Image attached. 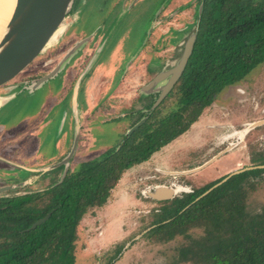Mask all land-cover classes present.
Wrapping results in <instances>:
<instances>
[{
    "label": "trees",
    "instance_id": "trees-1",
    "mask_svg": "<svg viewBox=\"0 0 264 264\" xmlns=\"http://www.w3.org/2000/svg\"><path fill=\"white\" fill-rule=\"evenodd\" d=\"M202 2L193 53L168 97L177 107L161 122H152L155 110L148 122L124 136L120 149L71 166L58 185L59 173L47 186L48 180L41 179L56 172L52 170L41 175L35 189L22 192L19 188V195L2 193L0 264H76L84 217L106 204L124 173L185 133L222 90L264 62V0ZM29 173L21 180L40 176ZM262 173L264 169L235 175L196 202L222 178L173 200L157 202L155 217L144 228L154 226L147 235L158 243L185 238L188 243L178 247L179 263L264 264V209H248L259 185L248 178ZM49 212L46 222L30 229Z\"/></svg>",
    "mask_w": 264,
    "mask_h": 264
},
{
    "label": "rangeland",
    "instance_id": "rangeland-1",
    "mask_svg": "<svg viewBox=\"0 0 264 264\" xmlns=\"http://www.w3.org/2000/svg\"><path fill=\"white\" fill-rule=\"evenodd\" d=\"M130 1L128 0L126 6V1L122 4L120 1L117 8H114V0H90L76 29V31L81 28L93 31L96 28L97 31L99 30L98 26L101 25L100 32L107 31L105 40L109 39L102 52L103 56L106 53L108 55L109 52L110 58L125 56L132 45V51L125 57H121L123 58L121 69L115 74L113 88L123 77V70H126L129 58L143 46L152 20L166 2V0H138L131 9L130 6L134 0ZM13 11L14 9L10 11L7 18H0V27L8 23ZM142 11L141 22L138 19L136 21L134 15ZM138 24L140 25L138 26ZM130 26L133 28L132 31L129 30ZM112 29H116L114 37L113 35L109 37L112 34ZM131 36L134 41L135 39L137 41L130 43ZM63 51L58 58L61 57ZM166 56L171 58L169 53ZM171 61L173 62V60ZM99 64L101 68L109 67L107 61L99 62ZM245 80L247 85H245L244 92H241L242 89L233 84L226 87L216 101V104L228 106L227 109H230V105L236 104L237 114H230V117L222 124L228 129L231 125L240 124L236 128H239L241 132L238 130L233 133V136L238 135L239 137L247 124L264 120V63L254 68ZM246 81H243L242 84L244 85ZM86 83L87 80L84 81L82 87H87ZM88 92V89H83L79 102L81 107L89 112L92 108ZM90 92L93 94L94 90L90 89ZM225 92L230 97H223ZM252 94L256 95L258 104L256 107ZM70 95L71 91L60 98L54 112L60 109H63L64 112L68 109L71 112V108L68 106ZM238 96H245L247 99L237 102L233 98H238ZM42 104L43 100L39 94L33 99L28 95H23L12 109L15 115L12 114V117L6 119L0 116V120L7 121L9 125L16 122L17 128L22 130L29 122L20 123L18 121L35 113ZM66 107L68 108L66 109ZM215 109H219V111H214ZM214 110L204 112L188 132L156 150L145 162L129 168L112 190L106 204L94 214H87L84 217L80 225L81 239L77 246L76 264H191L188 261L178 262L180 255L178 247L183 243H188L185 238L178 237L167 243H158L147 235L148 232L142 233L146 230L145 226L155 217L153 208L157 205L160 206L145 194L148 187H152L154 181L159 184H167L171 178L164 174V171L193 170L194 172L191 174H178L177 180L189 184L192 190H195L215 182L227 174L264 162L259 152L264 150V142L261 140L264 137V124L252 129L244 140L238 142L229 138L219 144L216 143V137L223 134L217 130L221 117L215 119V114H222L223 108L215 106ZM61 119L60 121H62ZM231 119L235 122H232ZM60 121L52 122L49 129L46 128L45 131H36L43 123L38 122L23 134L0 143V187L14 184L15 181L28 176L30 173L27 171L23 175L25 168L49 167L58 164L65 158L64 155L68 148L62 153L59 152L60 143L58 144L59 149L56 148V142L63 132L60 130L62 124ZM70 125L71 122H64V134L69 130ZM81 125L83 128L80 133L79 148L74 160L71 161L72 166L98 159L113 148H117L123 142L130 122H81ZM76 129L75 127L74 132ZM70 130L73 131L72 128ZM7 132L8 130L4 129L0 138L4 135L7 136ZM213 140L216 145L210 149L209 145ZM60 142H62L61 139ZM229 143H235L238 146L227 151L218 159L215 158L202 169L195 170L228 148ZM58 173L56 171L51 173V176H38V178L47 179V183L44 184L47 186L52 183V179L54 180ZM38 178L35 175L31 176V185L21 187L22 192L23 189H35L39 186ZM248 209L250 211L264 209V186L251 196ZM139 235L140 237L136 238ZM192 236H197V233Z\"/></svg>",
    "mask_w": 264,
    "mask_h": 264
},
{
    "label": "flooded vegetation",
    "instance_id": "flooded-vegetation-1",
    "mask_svg": "<svg viewBox=\"0 0 264 264\" xmlns=\"http://www.w3.org/2000/svg\"><path fill=\"white\" fill-rule=\"evenodd\" d=\"M120 1L121 4L124 1H126L125 6L128 3V0H114V4H113L114 8H117ZM137 2L138 0H134L133 4H131L130 6L131 9H133V7L137 4ZM200 5H201V0H188V1L166 0V2L161 6L158 14L152 20L150 30L147 33V38L144 41L143 46L138 50L136 54H133L135 55L134 57L132 55V57L129 58L128 66L126 70H123L124 75L121 78L120 82H118V84L114 88H113V84L115 80L114 79L115 74H117L120 71L122 65L123 58L121 57H125L127 54H129L132 51V47H131L132 45L129 47L125 56L124 55H121L120 57L112 56L113 58L111 57L112 58L111 60L110 52L108 55L107 53L104 56L102 55V52L106 48L109 39L105 40V36H107V31H105L104 33L100 32L101 25L98 26L99 30L97 31L96 28L93 29V31L92 30L86 31L84 28L77 30L76 33H74L69 44L65 47L63 54L61 55L60 58L50 63L45 69H43L41 72L35 75L28 83L20 86L16 91H14L13 93H11L10 95H8L7 97L3 98L0 101V116H2L3 119L4 118L6 119L12 117V114H14V111L12 112V109L17 104V101L22 98L23 95H28L33 99L34 97H37L39 94L43 100V104L41 105L40 109H38L35 113L31 115H27L24 118H22L20 121H18V122H29L26 125V127L22 130L18 128L7 129L8 130L7 136L5 135L2 136L0 138V143H3V141L5 140L12 139L20 134H23L30 127H33L38 122L41 123L43 122V123L40 124V126L37 128L36 131H41V130L45 131L46 128L51 126L52 122H59L60 119L62 118L61 119L62 121L60 122H71V125L69 127V130L66 132V134H64V128H63L62 130L63 132L61 133L59 140L56 142V148L59 149L58 146L59 143H60L59 152L62 153L66 151V148H68L65 154L66 156L69 154V152L71 151L74 145L75 135H76V132H74L75 127L77 128V124L79 125V136H78L77 147L75 154L72 158V160H74V157L79 148L80 135H81L80 133L83 128L81 122H130V125L127 127V131L124 136H131L133 134L132 133L131 135H128L127 133L136 123L143 122L142 123L143 125L145 122H148L150 116L153 114L155 110H156V114L152 122H161L165 118V114L171 112L177 107L176 102H173V99H170L168 97L172 93L173 89L175 88L176 84L178 83V81L180 80L183 74L176 82L174 87L171 89V91L164 98H162L159 103L158 101L160 99V95L162 94L161 89H157L156 91H149V92H145V91L143 92L142 89L145 86H147L148 83L151 82L161 71H163L167 61L178 59L182 55L185 41H187L193 29L197 26V19H198ZM13 9L14 8H12L10 11H12ZM10 11L3 16V19L7 18V15L10 13ZM142 14L143 11L134 15L136 21L138 19L141 22L143 18ZM6 25H2V27H0V41L5 33ZM139 25L140 24H138V26ZM132 29L133 28L130 26L129 30L132 31ZM115 31L116 29H112L111 31L112 34H110L109 37L112 35L114 37ZM85 39H87V41L72 55L68 56L70 54L69 52H71L76 45L80 44ZM132 41H134V39H132L131 36L130 43ZM136 41L137 39H135L134 42ZM168 53L171 54V58H168L166 56ZM63 61L64 63L60 67V63ZM106 61L109 63V67L101 68L99 62L103 63ZM48 75H50L49 79L45 81V83L42 86L36 87L38 84V80ZM245 79L235 84L237 87H240L242 89L241 92H244L245 91L244 89H246L245 85H247V81ZM85 80H87V83L85 84L87 87H82ZM243 81H246L244 85L242 84ZM137 85L139 86L137 87ZM83 89L89 90L88 92V94H90L89 102L91 105L90 107L92 108L91 111L89 112L88 110L86 111V109H83L79 102V97ZM90 89L94 90L93 94L90 92ZM69 91H71V95L68 106H70L71 112H69V110L67 109L68 107H66L67 110L65 112L63 109L56 110V112H54L55 108H57L56 106H58V102L60 98L67 95ZM223 91L224 90H222V92ZM222 92H220V94ZM255 96H256L255 94H252V97L255 99L254 106L256 107L258 104ZM223 97L227 98L230 96H228L225 92ZM217 98L215 102H213L209 107H206L203 110L198 120L195 121L191 125V127L196 122L199 121V119L204 114V112H208V111L211 112L214 110L215 106H217L223 108L224 112L222 111V114L219 113L215 114L216 116L215 119H217V117H221V122L218 123L219 125L217 126V130L223 133L216 137V141H217L216 143L222 144L225 142L224 140L229 138H233L234 141H238V142L239 140H244V138H246L249 132L245 135L243 132V135L240 137L238 135L233 136V133L239 130V128L236 127L240 124L236 123L237 126L231 125L229 127L230 129L223 126L222 124L227 120L228 117H230L229 116L230 114H237L236 104L230 105L229 106L230 109H227L228 106L225 107L223 105L216 104ZM233 99L237 100V102L238 101L243 102L244 100L247 99V97L238 96V98H233ZM166 100H168L167 107H165V103H164ZM214 111H219V109H215ZM3 119L0 120V136L2 132H4L3 129L4 126L8 125V122ZM231 120L232 122H235L233 119ZM134 122L136 123L134 124ZM247 122H251V121H247ZM191 127L186 132H188L191 129ZM71 128L73 129V131L70 130ZM14 130L15 132H12ZM183 134H181L180 136H182ZM180 136H178L177 138H179ZM60 139L62 142H60ZM261 140L262 142H264V137ZM216 143H214L213 140L210 143L209 148L213 149L214 148L213 145H216ZM123 144H124V140H123ZM119 146L120 144L117 146V148ZM237 146L238 145L237 144L235 145V143H229L228 148H226L224 151L219 153L220 154V155L218 154L219 156L218 155L215 156V157L218 156L216 159L226 154L227 151L236 148ZM205 150L207 151L206 148ZM261 151H259L261 153L260 155L262 156L261 159L262 161H264V150L262 152ZM65 155L64 157H66ZM257 165L264 166V164L261 163V164L252 165L250 167H257ZM71 166H72V162L69 166V169L71 168ZM58 168L61 169L59 170ZM63 169L64 166H59L54 168L53 170L56 171L58 170L60 175ZM256 169H264V168H255L251 170H256ZM246 171H250V170H246ZM163 173L170 176L171 178V180H168V183L164 185L172 186L174 188L182 187V189L176 192L174 198L180 197L186 193L193 192L194 189L192 190L189 184L181 183V181H178L179 179L177 180L178 174H191L190 171H182V172L164 171ZM230 174H227L221 178L224 179ZM248 179L250 182L259 183L256 192L259 191L260 187L264 186V173L254 177L250 176ZM21 181L23 180H17L14 182V184ZM155 184H159V183L154 181L152 185ZM28 185L31 184H27L26 186ZM19 188L21 187H18L10 191H14V194L19 195L20 192L16 191L19 190ZM174 198L163 201H156V200L154 201L164 202V201L173 200ZM155 208L156 207H154L153 209ZM156 210L158 211L159 209Z\"/></svg>",
    "mask_w": 264,
    "mask_h": 264
},
{
    "label": "water",
    "instance_id": "water-1",
    "mask_svg": "<svg viewBox=\"0 0 264 264\" xmlns=\"http://www.w3.org/2000/svg\"><path fill=\"white\" fill-rule=\"evenodd\" d=\"M89 2L90 0H16L14 12L6 25V31L0 41V101L16 91L20 86L28 83L35 75L60 56L78 28ZM202 11L203 2L199 7L197 26L193 29L187 41H185L182 55L178 59L173 60V62L168 61L163 71L142 89L143 92L161 89L162 94L160 95L158 103L171 91L184 72L193 52L200 22L199 17ZM86 41L87 39L76 45L69 52L70 54L68 56L72 55ZM63 63L64 61L60 63V67ZM49 77L50 75L40 78L36 87L42 86ZM142 123H136L127 134L131 135ZM263 124L264 120L247 124L243 129L244 135ZM63 128L64 122H62L60 130L62 131ZM78 136L79 125L76 129L75 141L71 151L58 164L40 169L25 168L24 170L42 175L56 167L64 166L58 182L55 185L62 183L67 176L71 160L75 154ZM122 145L123 142L117 149H120ZM215 158L195 170L202 169ZM255 168H264V166L248 167L228 175L198 196L194 202L206 196L210 191L226 182L233 175ZM190 172L192 173L194 171L192 170ZM30 183L31 180L27 179L16 184L2 186L0 187V195L18 187H24ZM178 188L164 184H155L152 187L149 186L145 193L153 200L163 201L174 198ZM51 214L52 212H49L46 216L34 222L30 229H35L46 222ZM153 227L147 228L142 233L148 232ZM139 237L140 235L136 238Z\"/></svg>",
    "mask_w": 264,
    "mask_h": 264
},
{
    "label": "bare ground",
    "instance_id": "bare-ground-1",
    "mask_svg": "<svg viewBox=\"0 0 264 264\" xmlns=\"http://www.w3.org/2000/svg\"><path fill=\"white\" fill-rule=\"evenodd\" d=\"M15 5H16V0H0V18H3V16L7 12H9L12 8H15ZM242 135H243V132L240 134V136H242ZM180 189H181V187L178 188V190H180Z\"/></svg>",
    "mask_w": 264,
    "mask_h": 264
},
{
    "label": "crops",
    "instance_id": "crops-1",
    "mask_svg": "<svg viewBox=\"0 0 264 264\" xmlns=\"http://www.w3.org/2000/svg\"><path fill=\"white\" fill-rule=\"evenodd\" d=\"M20 123H22V122H20ZM20 123H19V124H20ZM10 128H15V129H16V128H17V124H16V122H15V124H10V125L8 124V125H5L3 129H10ZM14 131H15V130H14Z\"/></svg>",
    "mask_w": 264,
    "mask_h": 264
}]
</instances>
